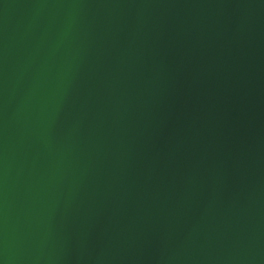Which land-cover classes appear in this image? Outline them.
I'll list each match as a JSON object with an SVG mask.
<instances>
[{
    "label": "water",
    "instance_id": "obj_1",
    "mask_svg": "<svg viewBox=\"0 0 264 264\" xmlns=\"http://www.w3.org/2000/svg\"><path fill=\"white\" fill-rule=\"evenodd\" d=\"M0 264H264V0H0Z\"/></svg>",
    "mask_w": 264,
    "mask_h": 264
}]
</instances>
